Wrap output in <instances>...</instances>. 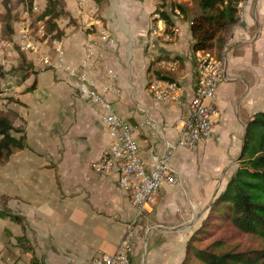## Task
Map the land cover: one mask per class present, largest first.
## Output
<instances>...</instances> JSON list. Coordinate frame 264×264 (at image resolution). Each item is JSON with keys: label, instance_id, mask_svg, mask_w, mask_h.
<instances>
[{"label": "crops", "instance_id": "0c3cea01", "mask_svg": "<svg viewBox=\"0 0 264 264\" xmlns=\"http://www.w3.org/2000/svg\"><path fill=\"white\" fill-rule=\"evenodd\" d=\"M40 1L45 8V0ZM86 1L80 13L76 0H63L68 16L58 25L67 38V61L80 65L88 27L101 11L109 21L108 36L94 31L90 75L99 87L110 83L109 72L118 77V91L108 100L136 129L140 155L150 172L154 157L179 140L189 115L197 79L191 21L201 10L192 0H176L187 13L173 16L174 40L148 52L152 14L162 0H123L133 41L112 20L111 5L100 8L96 0ZM164 1L169 9L171 1ZM224 48L225 77L214 102V137L194 149H177L170 163L176 183L163 184L141 216L117 175L94 170L111 142L101 107L79 94L67 72L16 48L0 75V109L14 126L12 135H25L26 147L0 160V195L7 198L3 207L24 222L0 218V264H86L98 254L115 253L131 225L133 246L141 228L145 233L151 229L146 264H181L189 236L239 167L249 120L264 111V0L242 2L239 22ZM45 50L54 61L55 53ZM17 66L19 84L9 75ZM162 81L179 83L180 103L154 97L151 88ZM8 83L15 91L4 90Z\"/></svg>", "mask_w": 264, "mask_h": 264}, {"label": "built area", "instance_id": "2783aa9c", "mask_svg": "<svg viewBox=\"0 0 264 264\" xmlns=\"http://www.w3.org/2000/svg\"><path fill=\"white\" fill-rule=\"evenodd\" d=\"M19 3L20 0H14ZM79 12L86 7V0H76ZM45 9L40 0H32L29 6L19 8L17 29L10 38L4 35L0 24V67L5 69L11 63L16 48L22 52L37 55L45 65L67 72L75 81L76 89L83 97H87L102 109V122L110 136V146L101 158L93 165L94 170L102 175H117L120 187L129 195L132 204L141 216L147 207L156 201L163 184H175L171 160L177 149H194L200 143L214 137V106L217 88L225 77V60L216 58L211 53H196L197 79L196 90L189 106V115L183 120V128L176 143H169L164 153L154 157L153 169L149 172L140 155L136 142V129L124 119L108 100V95L118 91V77L109 72L111 81L99 87L90 73L95 64L94 31L103 37L108 31L102 21L95 18L88 27L85 42V56L79 66L68 63L66 58V37H57L56 33L47 30L49 18L44 15ZM174 16H181L175 11ZM155 23L149 29L146 50H155L158 43H170L174 40V30L167 32L165 22L159 14L154 15ZM55 53V60L45 48ZM223 53H226L224 48ZM171 64L170 68L174 69ZM16 86L8 83L5 91H15ZM151 92L162 101L180 103L183 89L174 81H162L153 85ZM134 231L131 225L126 231L115 253H101L91 258L86 264H131L134 250Z\"/></svg>", "mask_w": 264, "mask_h": 264}, {"label": "trees", "instance_id": "16d2710c", "mask_svg": "<svg viewBox=\"0 0 264 264\" xmlns=\"http://www.w3.org/2000/svg\"><path fill=\"white\" fill-rule=\"evenodd\" d=\"M11 1L13 0H2L6 13L0 14L3 31L10 35L14 32L15 22L11 15ZM170 1L169 9H166V1L162 0L163 3L157 6L152 14L160 15L167 32L175 29L173 20L175 11L178 10L182 16L187 13L185 5L176 0ZM243 1L192 0L201 10V13L191 21L195 53L206 52L221 58L228 38L239 22L240 5ZM44 15L49 17L48 32H56L57 37H62L63 32L59 29L58 21L63 16H68L63 0H46ZM152 22L155 23V19ZM20 58L23 60V55ZM2 70L0 67V75ZM13 131L15 129L12 122L0 109V160L26 147L25 135L15 138L12 135ZM6 200L5 196L0 195V218H9L23 224L22 217L13 215L3 207ZM226 225L245 235L259 238L263 246L259 249L239 250L237 247L229 246L222 236H217L211 245L205 244L215 236L216 230ZM181 264H264V111L256 113L249 120L239 167L225 190L211 204L201 225L193 231Z\"/></svg>", "mask_w": 264, "mask_h": 264}, {"label": "rangeland", "instance_id": "374dc122", "mask_svg": "<svg viewBox=\"0 0 264 264\" xmlns=\"http://www.w3.org/2000/svg\"><path fill=\"white\" fill-rule=\"evenodd\" d=\"M30 3H31V0H20L19 3H16L14 0L11 1V3H10V9L12 10L11 15H12L13 19L16 21L15 24L18 22V19H19V8H21L22 6L23 7L29 6ZM45 4H46V0H45ZM96 4L100 8H102L104 6L111 5V9L113 10L112 11V20L114 22H116L117 24L120 23L124 27L123 32L125 34H127L129 36V38L132 40L131 33L128 30L127 25H126L125 15L123 13L124 11H126L125 9H123V0H96ZM44 7L46 8V6H44ZM5 13H6V10L4 8V5L2 4V0H0V14L5 15ZM65 17H67V16H63L62 19H64ZM95 18L101 20L103 25L108 28L107 25H108L109 21L107 19V16L102 15L101 11L96 12ZM89 22H90V20H89ZM13 29H14V27H13ZM16 29H17V27L14 29V32L16 31ZM108 30H109V28H108ZM4 34H5L4 36L6 38L11 37V35L8 33L7 34L4 33ZM9 72H10L9 75L12 74L11 75L12 76L11 78H13V79H11L12 82H14L15 84H19L20 83L19 68H17V67L13 68L12 67ZM4 75H5V73H4ZM200 225H201V223H200ZM214 233H216L215 236L214 237L212 236L209 240H207L205 242V244L206 243L212 244L215 241L214 239L217 236H222L226 239V242L229 246L237 247L239 250L259 249L263 246L262 242L259 238L255 237V236L245 235L243 233H240L236 229H234L233 227H231L229 225L222 226V228H220V230L218 229V231L216 230ZM148 235H149V233H148V231L145 233L144 227L140 229L139 237L136 240V244L134 243V253H133V256L131 258V264H141L142 263L143 255L145 252V241L147 239H149ZM191 235L189 236V239H190ZM189 239H188L187 243L189 242ZM147 252H149V240H148ZM185 254H186V252H185ZM145 264H146V262H145Z\"/></svg>", "mask_w": 264, "mask_h": 264}, {"label": "water", "instance_id": "95a60500", "mask_svg": "<svg viewBox=\"0 0 264 264\" xmlns=\"http://www.w3.org/2000/svg\"><path fill=\"white\" fill-rule=\"evenodd\" d=\"M151 231V229L148 230V233ZM147 246H148V239L145 241V252H144V255H143V260H142V263L141 264H145L146 262V258H147Z\"/></svg>", "mask_w": 264, "mask_h": 264}]
</instances>
